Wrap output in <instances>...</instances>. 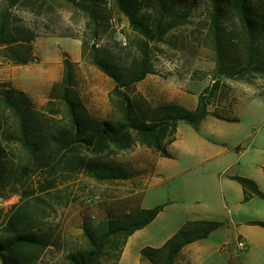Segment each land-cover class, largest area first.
I'll use <instances>...</instances> for the list:
<instances>
[{
    "label": "trees",
    "instance_id": "16d2710c",
    "mask_svg": "<svg viewBox=\"0 0 264 264\" xmlns=\"http://www.w3.org/2000/svg\"><path fill=\"white\" fill-rule=\"evenodd\" d=\"M10 7L19 0H9ZM34 1V0H28ZM91 17L95 31L104 26L99 20L102 3L108 0H66ZM202 0H113L117 9L138 34L137 56L128 64L118 63L98 44L90 48L93 64L110 76L115 85L110 92L112 115L96 118L86 108L76 85L74 63L64 60L62 80L53 86L44 109L35 107L33 98L11 83H0V200L20 196V203L5 213L0 209V264H38L52 246L46 228L47 218L56 210L55 200L67 204L59 193L69 175L86 173L98 181L125 179L128 170L109 158L137 144L163 157H172L169 145L177 139L178 124L186 121L199 130L212 114L227 121H238L209 106L216 99L221 82L215 80L198 95L192 110L177 102L153 105L137 91V84L154 73L151 42L164 41L166 35ZM211 32L217 42L218 63L223 66L224 44L228 45L226 24L230 16L239 19L240 38L245 42L246 62L238 72L264 73L258 43L264 37V5L253 0H209ZM35 33L20 27L6 8L0 12V59L27 64L35 59L32 41ZM87 53L83 43V55ZM222 69V68H221ZM106 157V158H105ZM243 187L247 202L264 192L256 181L233 176ZM46 196H51L50 199ZM165 205L139 208L122 219H106L84 224L85 244L66 253L64 263L118 264L128 238L149 225ZM264 228V220H251ZM221 223L213 220L186 222L161 247L147 246L141 259L149 264L179 263L182 249L208 238Z\"/></svg>",
    "mask_w": 264,
    "mask_h": 264
},
{
    "label": "rangeland",
    "instance_id": "374dc122",
    "mask_svg": "<svg viewBox=\"0 0 264 264\" xmlns=\"http://www.w3.org/2000/svg\"><path fill=\"white\" fill-rule=\"evenodd\" d=\"M253 1L264 5V0ZM6 8L15 24L35 33L32 41L35 59L27 64L0 59V83H11L24 90L33 98L37 109H44L53 86L62 80L64 60L68 57L75 65L76 85L88 111L96 118L111 117L110 92L115 83L92 63L90 48L98 44L118 63L128 64L137 56L139 39L113 0L102 3L99 20L104 26L97 31L90 26L91 17L70 1L19 0L10 7L9 0H0V12ZM209 14V0L198 2L186 18L178 13L177 18L182 23L174 27L164 41L151 42L154 73L137 84V91L153 105L183 104L181 98L185 93L199 95L219 80L221 87L209 109L238 119L225 123V126L230 137L234 141L241 140L247 148L254 143V133H258L259 142L260 139L264 141V73H238L245 65L246 49L245 42L239 37L241 27L236 16H230L226 24L229 42L223 45L224 65H219ZM85 42L87 53L83 55ZM258 47L262 61L264 37ZM257 94L249 108L233 107L240 99ZM179 125L178 140L171 146L174 158L157 159V153L137 144L118 155L105 157L108 161L121 163L129 172L128 178L98 181L84 172L69 175V180L59 188L67 204H60L61 198L55 200L56 210L46 221L52 246L38 264L64 263L66 253L85 244V222L96 225L106 219L118 220L127 214H135L140 199L143 205L151 207L168 205L167 211L149 229L158 234L175 219L180 209H205L209 193L201 194V185L204 184L202 168L185 161L179 152L184 145L183 135L187 130L194 132V129L186 121ZM220 195L222 200V193ZM46 197L50 199L51 196ZM19 203L20 196L13 195L0 200V209L7 213ZM220 206L222 209V201ZM251 217L264 220V213ZM141 243L143 240L133 246V259L139 260ZM245 254L247 252L242 250L238 253L241 257ZM249 260L264 264V251L260 257L254 255ZM145 264L149 263L146 261Z\"/></svg>",
    "mask_w": 264,
    "mask_h": 264
},
{
    "label": "crops",
    "instance_id": "0c3cea01",
    "mask_svg": "<svg viewBox=\"0 0 264 264\" xmlns=\"http://www.w3.org/2000/svg\"><path fill=\"white\" fill-rule=\"evenodd\" d=\"M258 95L242 98L233 107L249 108ZM181 100L183 105L194 110L198 105V94L188 95L185 93ZM209 110L214 112L213 109ZM218 112L226 117L234 118L226 113ZM227 122L232 121L219 119L212 114L208 115L201 123L199 130L195 128H193L194 132L187 130L183 135L184 145L179 149L185 161L202 168L204 184L201 185V194L209 193L206 208L203 210L196 207L180 209L175 219L167 223L162 233L158 234L149 229L167 211L168 205H165L154 221L137 230L128 238L118 264H145L141 259V250L144 247L163 246L186 222L192 220L219 221L221 226L213 231L208 238L186 245L179 254V263L254 264L251 263L249 257L254 255L257 258L260 257L264 251V228L251 225L249 221L256 220L252 219L255 217H251L254 214L264 213V199L255 196L247 202L243 201V187L233 176L253 179L264 192V141L260 139L259 142L258 133H254V143L245 148L241 140L234 141L230 137L225 126ZM178 128H180L179 124ZM173 143L169 145V150L172 153L171 158L175 157L171 150ZM160 157L163 156L159 155L157 159ZM220 193H222V200ZM139 208L152 207L143 205L142 199H140ZM140 240H143L144 243H141L138 248L139 260L133 259V246ZM239 240L246 242V248L242 251H246L247 255L245 254L243 257L238 255L241 250L238 246ZM257 264L262 263L259 261Z\"/></svg>",
    "mask_w": 264,
    "mask_h": 264
},
{
    "label": "built area",
    "instance_id": "2783aa9c",
    "mask_svg": "<svg viewBox=\"0 0 264 264\" xmlns=\"http://www.w3.org/2000/svg\"><path fill=\"white\" fill-rule=\"evenodd\" d=\"M238 246L241 250H244L246 248V242L244 240H239Z\"/></svg>",
    "mask_w": 264,
    "mask_h": 264
}]
</instances>
